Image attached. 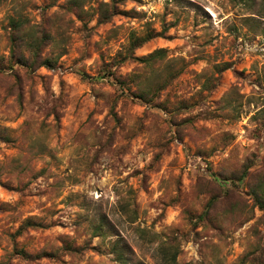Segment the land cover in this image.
<instances>
[{
  "label": "rangeland",
  "instance_id": "obj_1",
  "mask_svg": "<svg viewBox=\"0 0 264 264\" xmlns=\"http://www.w3.org/2000/svg\"><path fill=\"white\" fill-rule=\"evenodd\" d=\"M264 0H0V264H264Z\"/></svg>",
  "mask_w": 264,
  "mask_h": 264
},
{
  "label": "trees",
  "instance_id": "obj_2",
  "mask_svg": "<svg viewBox=\"0 0 264 264\" xmlns=\"http://www.w3.org/2000/svg\"><path fill=\"white\" fill-rule=\"evenodd\" d=\"M248 1H250V0H248ZM255 200H256L257 204H259L261 206V208L263 209L264 208V201L257 192L255 193Z\"/></svg>",
  "mask_w": 264,
  "mask_h": 264
}]
</instances>
